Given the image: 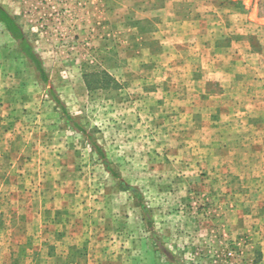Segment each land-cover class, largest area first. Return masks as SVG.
Returning <instances> with one entry per match:
<instances>
[{"label":"rangeland","instance_id":"rangeland-1","mask_svg":"<svg viewBox=\"0 0 264 264\" xmlns=\"http://www.w3.org/2000/svg\"><path fill=\"white\" fill-rule=\"evenodd\" d=\"M0 5V264H264V0Z\"/></svg>","mask_w":264,"mask_h":264},{"label":"trees","instance_id":"trees-1","mask_svg":"<svg viewBox=\"0 0 264 264\" xmlns=\"http://www.w3.org/2000/svg\"><path fill=\"white\" fill-rule=\"evenodd\" d=\"M0 22L4 24L6 29L11 33V35L19 41L20 48L25 53V55L32 61L34 66L36 67L37 71L39 72L42 80L49 84V78L46 72V69L41 61V59L37 56V54L34 52L32 46L28 43L26 36L20 27V25L14 20V18L3 8V6L0 5ZM50 93L52 95V98L54 101L58 104V106L61 108L65 118L72 124V126L79 132H81L84 136L88 138L90 143L95 147L96 151L105 159V154L100 146V144L97 143V141L93 138L92 134L87 130V128L80 123L78 120H76L72 114L68 111L66 105L61 100V98L56 94L55 90L51 87ZM107 163V162H106ZM107 167L109 168V165L107 164ZM110 169V168H109ZM136 196L138 197V200H142L141 195H139L137 192H135ZM142 202V201H141ZM144 206V204H142ZM145 207V206H144ZM144 211H148V209L144 208ZM148 226L150 227V230L153 232V221L152 218L149 216L147 219Z\"/></svg>","mask_w":264,"mask_h":264},{"label":"built area","instance_id":"built-area-1","mask_svg":"<svg viewBox=\"0 0 264 264\" xmlns=\"http://www.w3.org/2000/svg\"><path fill=\"white\" fill-rule=\"evenodd\" d=\"M230 254H232V253H230Z\"/></svg>","mask_w":264,"mask_h":264}]
</instances>
